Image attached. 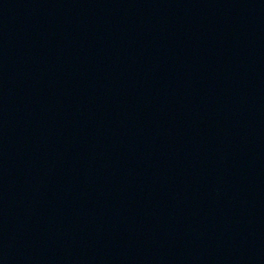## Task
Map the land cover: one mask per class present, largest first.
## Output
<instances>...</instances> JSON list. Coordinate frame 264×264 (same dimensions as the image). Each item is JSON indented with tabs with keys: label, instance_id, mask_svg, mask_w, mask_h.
<instances>
[{
	"label": "water",
	"instance_id": "1",
	"mask_svg": "<svg viewBox=\"0 0 264 264\" xmlns=\"http://www.w3.org/2000/svg\"><path fill=\"white\" fill-rule=\"evenodd\" d=\"M0 264H264V0H0Z\"/></svg>",
	"mask_w": 264,
	"mask_h": 264
}]
</instances>
